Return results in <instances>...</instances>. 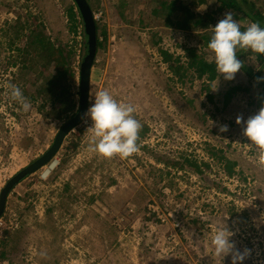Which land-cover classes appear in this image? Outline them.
<instances>
[{
  "label": "rangeland",
  "instance_id": "rangeland-1",
  "mask_svg": "<svg viewBox=\"0 0 264 264\" xmlns=\"http://www.w3.org/2000/svg\"><path fill=\"white\" fill-rule=\"evenodd\" d=\"M163 1L168 0H92V13L100 14L96 22L105 27L107 39L104 42L99 31L102 44L91 72L88 108L96 92L106 89L117 101L134 105V117L149 131L132 156L104 158L88 151L91 121L85 116L63 141L52 160L59 164L50 175L42 178L47 165L8 195L0 237L19 232V250L10 254L11 264H231L230 256L217 257L210 246L211 233L223 222L234 233L230 239L237 249L249 250L242 264H264V166L257 163L255 147L235 123L237 115L247 119L259 110L247 99L258 98L257 85H251L247 96L237 92L224 108L230 87H246L237 77L231 81L220 77L208 91L199 81L186 87L177 83L157 49L185 62L183 48L197 46L194 36L199 32L187 37L166 26ZM174 1L173 11L178 6ZM181 1L198 14L214 17L212 27L223 18L198 0ZM72 4L71 0H0V192L46 152L69 119H46L47 111L41 114L32 103L27 112L14 105L7 85L22 79L16 78V67L5 71L7 57L16 52L8 47L12 32L6 35L4 30L20 17L28 22L24 35L40 24L56 44L72 45L75 37L77 53L82 54L73 58L72 92L78 103L77 66L84 54V37L80 29L77 35L68 32L66 12ZM19 44L16 41L12 47ZM47 72L44 69L38 76L44 79ZM169 89L193 100L192 110L205 115L206 125L188 115L191 109L180 113L166 94ZM221 125L228 131L220 132ZM208 145L238 163L234 176L227 177L217 159L206 153ZM153 154L210 163L209 169L203 168L206 183L190 172L165 167Z\"/></svg>",
  "mask_w": 264,
  "mask_h": 264
},
{
  "label": "trees",
  "instance_id": "trees-1",
  "mask_svg": "<svg viewBox=\"0 0 264 264\" xmlns=\"http://www.w3.org/2000/svg\"><path fill=\"white\" fill-rule=\"evenodd\" d=\"M71 1L73 4L66 12L68 32L77 35L80 29L84 37L83 24L79 11L73 0ZM86 2L93 12L92 0H86ZM175 3L176 1L174 0L163 1L161 3L164 9L162 16L164 17L165 25L184 31L187 37H190L191 34L193 35L194 31H198L197 36H194L197 39V46H185L183 48L186 58L185 62H182L180 56L173 57V55L162 50V48H158L157 50L162 56V61L169 64V71L178 77L177 83L186 87L188 84L199 81L201 82L202 90L208 91L212 82L223 77L222 75L219 76L216 72L215 64L209 62L208 57L211 53L206 47L211 36V23L215 21V18L209 14H198L193 8H190L181 0H177L178 6L173 11L171 6L173 7ZM197 3L212 9L218 15H224L226 11H231L234 14V18H239L241 31L246 29L249 22H258L261 27H264V0H198ZM118 15L124 20L121 10L118 11ZM17 19L13 25H8L4 30L6 35H8V32H12V36H10L8 41V47L16 52L15 55L7 57L5 71H8V67H16L18 74H16V78L19 76L22 79V82H17L16 86L22 90L23 95L33 106L36 105L37 111H40L41 114L47 111L43 115L44 118L53 121L65 120L72 117L78 106L74 98V93L72 92V82L76 77V72L73 69V58L78 55L80 59L82 55L79 52L77 53L75 37L72 45L56 44V41L51 39L40 24L34 25L28 34L24 35L25 23L28 22L27 20L21 21L20 17H17ZM34 20L37 22V18ZM95 25L98 51V48L102 44L99 40L101 37L99 31L102 33L104 42L107 36L105 27L102 24L95 21ZM16 41L20 42V44L13 48L12 46L15 45ZM153 44L157 45L155 42ZM237 55V58L244 62V66L236 73L235 77L239 79L240 83L243 82L246 87L243 88L241 84L230 87L224 94V108L231 102L237 92L241 91L246 96L249 95L247 93H249L251 85L256 83V78L264 76V56H258V54L252 53L251 51L239 49L237 50ZM248 56L252 58L249 59ZM250 60H252L251 63H249ZM44 69H48V72L44 73L43 79L40 78L42 75L40 73ZM31 75L34 77H31ZM256 85L258 98L253 100L252 96L249 95L247 99L250 106L259 109L261 100H264V82L256 83ZM166 94L180 113H185L184 111L188 112L190 109H193V100L188 99L181 91L174 95L172 89H169ZM208 99L212 102L210 96H208ZM14 105L18 106L17 102ZM19 107L21 108L20 105ZM12 114L14 117L19 118L18 114L13 112ZM188 115H193L191 116L192 118H197L201 126L207 123L205 115L198 111L192 110L191 114ZM148 131V127L142 125V129L139 132L138 144H140V141L146 136ZM77 145L72 147L73 151L76 150ZM142 149L144 148L142 147ZM206 151L211 158L217 159L227 177L234 176V169L238 164L235 160L225 157L221 150H216L209 145ZM154 155H152V158L157 162H162L165 167L190 172L198 177L202 183H206L204 169H209L210 163L193 157H182L181 160L174 161L166 157L163 158L164 156ZM66 161V159L63 160V163ZM167 174L169 173L167 172ZM191 221L196 223L197 219H191ZM157 222L159 223V221ZM18 234L19 232L17 231L12 234L4 232L0 237V264L3 262H8V264L12 263L9 256L11 253L19 250Z\"/></svg>",
  "mask_w": 264,
  "mask_h": 264
},
{
  "label": "clouds",
  "instance_id": "clouds-1",
  "mask_svg": "<svg viewBox=\"0 0 264 264\" xmlns=\"http://www.w3.org/2000/svg\"><path fill=\"white\" fill-rule=\"evenodd\" d=\"M94 14V13H93ZM211 53L209 62L215 64L216 72L226 81L235 78L244 62L237 58V50L251 51L264 56V27L258 22H249L246 29L241 31L240 23L234 19L231 11H226L214 27H211V36L206 45ZM264 82V76L257 77L256 83ZM8 95L17 102L23 111L31 108V102L23 95L22 90L9 83ZM136 107L132 104L117 101L106 89L99 90L94 96V102L87 109L85 116L91 121L87 127L88 151L104 158L119 156L128 158L139 151V132L141 123L134 117ZM235 123L241 126V134L250 142V147L256 149L257 163L264 166V100H261L259 110L245 119L237 115ZM220 132H227L228 126L221 125ZM59 164L52 161L42 178H47ZM234 235L223 222L210 235V246L217 257L222 259L231 257V264H242L248 256V249H237L230 238Z\"/></svg>",
  "mask_w": 264,
  "mask_h": 264
},
{
  "label": "water",
  "instance_id": "water-1",
  "mask_svg": "<svg viewBox=\"0 0 264 264\" xmlns=\"http://www.w3.org/2000/svg\"><path fill=\"white\" fill-rule=\"evenodd\" d=\"M73 2L79 11L84 32V54L79 63V98L76 112L61 126L46 152L20 170L5 184L0 192V218L5 211L6 201L12 189L27 176L49 165L60 150L67 135L79 126L85 118L88 109L91 72L97 53V32L93 13L86 0H73Z\"/></svg>",
  "mask_w": 264,
  "mask_h": 264
},
{
  "label": "built area",
  "instance_id": "built-area-1",
  "mask_svg": "<svg viewBox=\"0 0 264 264\" xmlns=\"http://www.w3.org/2000/svg\"><path fill=\"white\" fill-rule=\"evenodd\" d=\"M99 16H100V14H99V15H97V14H93V18H94V20H95V21H98Z\"/></svg>",
  "mask_w": 264,
  "mask_h": 264
}]
</instances>
